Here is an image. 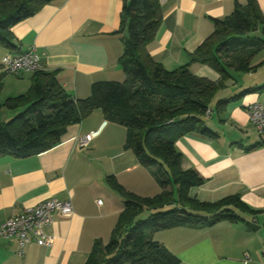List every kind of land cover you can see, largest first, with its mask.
<instances>
[{
	"label": "crops",
	"instance_id": "0c3cea01",
	"mask_svg": "<svg viewBox=\"0 0 264 264\" xmlns=\"http://www.w3.org/2000/svg\"><path fill=\"white\" fill-rule=\"evenodd\" d=\"M124 0H51L31 17L12 26L13 50L0 45V60L33 45L45 71L54 72L60 86L75 99L90 95L98 81H121L118 65L123 52L120 11ZM161 24L147 45L152 59L165 70L187 65L196 76L216 81L219 74L208 65L189 62L188 54L213 31V19L229 15L234 0H159ZM244 3L245 0H237ZM264 17V0H256ZM264 58V53L257 64ZM28 72L16 73L22 78ZM264 85V65L225 82L221 98L209 110L208 138L195 132L179 136L175 148L181 168L192 170L203 183L191 186L188 196L214 203L238 196L247 207L238 221L227 219L209 228L186 225L154 231L152 239L179 258V264H264V143L249 120L247 106H264V89L247 92L227 102L219 113L215 100ZM217 93V94H218ZM216 94V95H217ZM213 114L217 120L212 121ZM94 133L87 145L77 139ZM125 127L94 109L80 122L67 126L59 142L30 156H0V225L9 217L42 200L70 199L72 213H53L45 227L54 236L50 246L27 245L22 256L13 237H0V264H86L95 242L103 244L124 209L126 194L152 197L161 187L131 149L124 148ZM101 199V204L96 202ZM206 214V213H204Z\"/></svg>",
	"mask_w": 264,
	"mask_h": 264
},
{
	"label": "trees",
	"instance_id": "16d2710c",
	"mask_svg": "<svg viewBox=\"0 0 264 264\" xmlns=\"http://www.w3.org/2000/svg\"><path fill=\"white\" fill-rule=\"evenodd\" d=\"M50 1L0 0V45L8 50L16 48L12 26ZM161 18L159 0L123 1L117 31L123 44L118 59L124 74L121 82H94L88 97L75 99L60 86L54 72L41 69L31 72V85L25 94L4 102L16 113L7 121L0 120V156L25 157L43 152L59 142L67 126L100 109L106 119L125 127L124 148L134 152L161 187L159 194L139 197L110 183L113 190L124 195V209L108 242H95L86 264H179L176 255L152 239L154 231L181 225L209 228L224 219L238 221L241 218L235 209H247L238 196L214 203L191 199L188 189L202 184L203 179L181 168L175 140L190 132L208 138L217 135L203 119L210 114L218 91L227 80L264 65V58L252 63L264 47L262 12L256 0H234L231 13L213 19L212 33L188 54L190 63L214 69L219 74L216 81L191 74L188 64L167 71L152 59L147 45L155 37ZM6 74L0 72V88ZM261 89L264 85L215 100V110L219 113L230 100ZM143 211L149 214L138 218Z\"/></svg>",
	"mask_w": 264,
	"mask_h": 264
},
{
	"label": "built area",
	"instance_id": "2783aa9c",
	"mask_svg": "<svg viewBox=\"0 0 264 264\" xmlns=\"http://www.w3.org/2000/svg\"><path fill=\"white\" fill-rule=\"evenodd\" d=\"M41 69L43 70V66L33 45L18 53L8 52L0 60V72L7 74L34 72ZM247 113L249 120L258 130L260 140H264V106L258 102L251 103L247 106ZM93 134L89 133L79 137L77 146L87 145ZM96 202L101 204L102 200L97 199ZM53 213L70 215L72 213L70 199L48 198L9 217L0 225V237L15 238L16 252L19 256H22L25 247L32 243L39 246H50L54 241V236L46 233L45 227L52 223ZM262 258L264 260V248Z\"/></svg>",
	"mask_w": 264,
	"mask_h": 264
},
{
	"label": "rangeland",
	"instance_id": "374dc122",
	"mask_svg": "<svg viewBox=\"0 0 264 264\" xmlns=\"http://www.w3.org/2000/svg\"><path fill=\"white\" fill-rule=\"evenodd\" d=\"M261 51V52H260ZM264 53V47L259 50V52L254 56V60L261 58V55ZM31 72H28L26 76L22 78H17L16 74H6L2 79V87L0 88V120L7 121L12 118L16 111L9 109L5 104L7 98L15 97L19 94H25L31 85ZM124 79V78H123ZM121 79V81L123 80ZM119 81V82H121ZM215 98H221V93L219 92ZM214 107L215 103L212 104ZM217 120L215 114L212 116V121ZM205 126H211V120L209 117L205 116L203 119ZM148 211H143L138 218H145L148 215Z\"/></svg>",
	"mask_w": 264,
	"mask_h": 264
}]
</instances>
